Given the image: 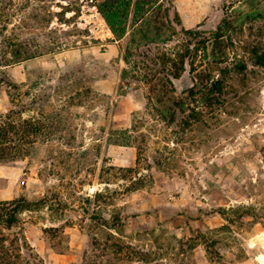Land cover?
Returning a JSON list of instances; mask_svg holds the SVG:
<instances>
[{
    "label": "rangeland",
    "instance_id": "1",
    "mask_svg": "<svg viewBox=\"0 0 264 264\" xmlns=\"http://www.w3.org/2000/svg\"><path fill=\"white\" fill-rule=\"evenodd\" d=\"M119 1L115 34L99 5ZM119 1L0 0V58L42 55L0 72V204L31 206L6 245L31 264H264V0ZM176 53L179 76L158 66L147 84L137 64ZM149 97H173V117L155 121ZM134 115L136 147L109 146Z\"/></svg>",
    "mask_w": 264,
    "mask_h": 264
},
{
    "label": "trees",
    "instance_id": "2",
    "mask_svg": "<svg viewBox=\"0 0 264 264\" xmlns=\"http://www.w3.org/2000/svg\"><path fill=\"white\" fill-rule=\"evenodd\" d=\"M119 1V0H118ZM140 1V0H138ZM121 2V1H119ZM142 2L145 4L146 0H142ZM121 7H123L122 2L119 3V5H114L112 3L107 4L106 2L99 5L100 12L105 17L107 23L111 26L113 32L116 34L114 24L115 22L121 23V20L125 18V12L124 10H121ZM151 10L145 9V6H141V3L137 6L136 11L134 13L135 20L137 24L145 25L147 27L146 33L143 34L142 39H146L152 42H149L151 44H155L158 42V38L160 37V30L163 28L161 27L160 21L158 19L152 20L148 17L150 15ZM119 18L118 20H115L116 18ZM146 19L148 22H146ZM155 25L154 30L152 31L151 28H153L152 25ZM151 33V36H150ZM200 34L203 32H199ZM216 35L217 33H213ZM149 37V38H148ZM157 41V42H156ZM9 47L11 44L8 42H5V45ZM11 48L16 49L14 53L11 54V57H5L3 56L0 58V72L8 70L12 68L15 65H19L21 63L27 62L29 60L38 58L42 55H30L29 53H25V51H29V48L26 44L21 43L19 45H12ZM21 51H24V53H21ZM166 54L164 55H153L151 59L147 58L149 56H146L144 59V62L140 61V63L137 64L136 67L140 66L142 70H144L143 78L146 80V83L151 85V87H155V81H157V69L158 66H167L168 71L166 69H163V72H166L167 75L172 76L174 79H176L180 72L183 70L184 67V59H186V56L176 53L175 60L169 59L166 61L165 58ZM160 63V64H158ZM126 73V71L124 72ZM5 75L3 74L0 82H5ZM166 86H172L171 81L166 80L165 83ZM150 87L149 94H154V91ZM163 87V86H162ZM11 89L14 88L11 86ZM173 92V90H171ZM9 98H13V93L11 90L8 91ZM99 94L95 93V96ZM98 96L96 98H98ZM149 100V106L148 109L151 110L153 114L151 116L153 118H156L155 121H163L166 122L169 117H173V107L178 106L177 104L173 103V97H169L168 103L169 105H165L163 108L161 107L163 104V100H161L159 97H156V100L150 97ZM151 100V101H150ZM153 100V101H152ZM148 110V111H149ZM149 114V113H148ZM9 116L6 118L7 121H4L2 118V115H0V156L4 157L8 155V152L10 149H12L10 146L13 144V137L10 135L13 128L11 123L8 122ZM138 115H134L132 125L130 128H114L111 127L109 130V139H108V145L109 146H118V147H136L137 143V137L139 134H141V130L138 129ZM26 125V123H25ZM21 126L22 129H25L27 126ZM156 133V132H155ZM22 135L24 136V132L22 131ZM22 136V137H23ZM21 141H23L21 139ZM137 150L139 151L140 148L137 147ZM4 152H7L4 154ZM17 156H22L20 154H12L10 155V158L15 159ZM31 206L27 202H20V201H14V202H6L0 204V264H31L29 262L23 263L21 261L22 257L19 255L13 254L11 245L7 246L6 244L9 242V239L5 236L3 233V229H12L14 227H17L20 223V215L30 210ZM124 225V220L120 215H113L110 220L105 221V226L109 229H117ZM21 238L18 239L20 247L25 248L26 242L25 237H23V234L18 233ZM18 235V237H19ZM18 245V246H19ZM24 261V260H23ZM147 259H141L140 262H146ZM34 264H41L40 261Z\"/></svg>",
    "mask_w": 264,
    "mask_h": 264
},
{
    "label": "water",
    "instance_id": "3",
    "mask_svg": "<svg viewBox=\"0 0 264 264\" xmlns=\"http://www.w3.org/2000/svg\"><path fill=\"white\" fill-rule=\"evenodd\" d=\"M201 31H214L216 30L215 20L210 21L207 25L199 28Z\"/></svg>",
    "mask_w": 264,
    "mask_h": 264
}]
</instances>
